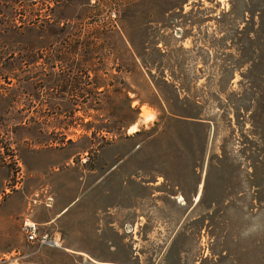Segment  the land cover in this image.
I'll return each mask as SVG.
<instances>
[{
    "label": "rangeland",
    "instance_id": "1",
    "mask_svg": "<svg viewBox=\"0 0 264 264\" xmlns=\"http://www.w3.org/2000/svg\"><path fill=\"white\" fill-rule=\"evenodd\" d=\"M7 21L0 264H264V0H0Z\"/></svg>",
    "mask_w": 264,
    "mask_h": 264
},
{
    "label": "built area",
    "instance_id": "2",
    "mask_svg": "<svg viewBox=\"0 0 264 264\" xmlns=\"http://www.w3.org/2000/svg\"><path fill=\"white\" fill-rule=\"evenodd\" d=\"M21 232L28 244L35 245L38 248L49 247L61 249L59 236L52 238L46 233H39L37 224L28 219L23 220Z\"/></svg>",
    "mask_w": 264,
    "mask_h": 264
},
{
    "label": "trees",
    "instance_id": "3",
    "mask_svg": "<svg viewBox=\"0 0 264 264\" xmlns=\"http://www.w3.org/2000/svg\"><path fill=\"white\" fill-rule=\"evenodd\" d=\"M3 22V21H2ZM1 22V23H2ZM5 23V21L3 22ZM2 25V24H1ZM3 26V25H2ZM12 30H16V26H14V24L12 25L10 21H7L6 24L3 26V27H0V34H6L8 31H12ZM172 117L175 115V116H178L177 114L173 113V112H170L169 113ZM104 127L101 126V127H98V128H95L96 131H99L101 129H103ZM93 135H95V132L93 133Z\"/></svg>",
    "mask_w": 264,
    "mask_h": 264
}]
</instances>
